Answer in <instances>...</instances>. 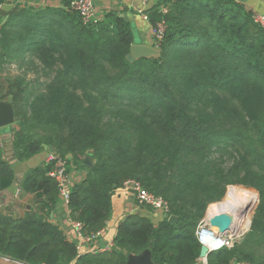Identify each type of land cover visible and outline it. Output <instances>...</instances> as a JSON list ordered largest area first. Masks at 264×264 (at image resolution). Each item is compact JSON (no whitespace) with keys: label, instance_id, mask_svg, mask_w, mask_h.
<instances>
[{"label":"trees","instance_id":"trees-1","mask_svg":"<svg viewBox=\"0 0 264 264\" xmlns=\"http://www.w3.org/2000/svg\"><path fill=\"white\" fill-rule=\"evenodd\" d=\"M71 1L63 0L67 13ZM162 6L166 15L160 7L149 15L152 25H167L159 58L133 63L126 60L133 34L117 17L83 25L71 13L64 24L44 27L16 22L24 15L17 11L0 28V68L33 58L43 73L5 81L0 100L13 98L18 121L7 148L1 143L0 192L15 180L10 162L51 146L55 157H71L67 173L70 165L87 170L67 202L84 237L103 230L111 198L127 181L162 197L177 221L154 225L129 216L112 250L80 254L49 221L60 199L51 161L20 185L37 213L15 218L0 211V256L26 264H126L148 250L153 264H195L198 223L234 187L256 197L249 231L231 249L208 254L207 264H264V28L235 0ZM87 151L92 168L82 163Z\"/></svg>","mask_w":264,"mask_h":264},{"label":"crops","instance_id":"crops-1","mask_svg":"<svg viewBox=\"0 0 264 264\" xmlns=\"http://www.w3.org/2000/svg\"><path fill=\"white\" fill-rule=\"evenodd\" d=\"M164 1L165 0H150L144 5L136 0H95V21L101 22L105 19H114L115 17L123 19L130 26L133 34V44L150 46L152 43V24L149 20V15L156 8L163 7L162 3ZM235 1L241 5L245 11L250 12L252 15L260 14L264 16V0ZM5 5H7V7L3 10V6ZM0 8L2 10V14H0V28L5 24H9L11 21L10 19L13 18L14 13L17 11H23L24 15L16 22H25V25H29L31 22L40 21L44 27H56L59 25L60 21L64 24L66 20L64 16L72 15L66 12L67 10L63 0H4ZM145 15L148 16V20L144 19ZM6 99L0 100V102H5ZM14 126H11V130L16 128ZM6 142L7 141L1 139L0 135V147H2V143V145L7 148ZM49 156L48 150L44 149L24 162H10L15 180L7 191L11 192L14 198L7 205L0 206L2 214L6 216L10 215L15 218H23L29 211H31L32 215L38 212V206L34 202L32 196L23 192L21 186L17 187V185H21L24 177L29 174L31 170L45 164ZM68 169L70 180L69 187L71 190L75 184L86 176L87 170L82 167L76 169L74 165H70ZM17 190H19V194L16 197ZM129 216L149 219L154 225L159 224L167 218L166 215L161 212H154L139 207L131 191L122 188L114 192L111 198V215L101 231L99 238L95 241L86 242L77 237L76 231L71 224L72 221L68 217L67 205L61 198L55 209L50 213L49 221L58 225L64 232L66 238L80 247L78 251L80 254H95L104 252L107 248L110 250L113 249L117 227L122 220ZM0 264L11 263L0 259Z\"/></svg>","mask_w":264,"mask_h":264},{"label":"built area","instance_id":"built-area-1","mask_svg":"<svg viewBox=\"0 0 264 264\" xmlns=\"http://www.w3.org/2000/svg\"><path fill=\"white\" fill-rule=\"evenodd\" d=\"M95 0H72L69 5V11L78 16L83 25H90L95 23ZM142 4H147L150 0H136ZM159 13L164 16L167 14V8L160 7ZM144 19L148 20V16H144ZM253 21L264 28V16L260 14L252 15ZM167 25L164 19H161L155 25L151 26L152 34V43L151 47L158 49L164 38ZM55 162V169L49 174L53 178L58 186L59 196L67 205L69 194H70V180L67 173V159L55 157L50 155L47 159V162ZM124 189L131 191L132 196L134 197L137 205L139 207H144L151 209L154 212H161L165 215H168V203L160 196H157L149 191H147L139 182L137 181H127L124 183ZM19 194V190L16 192V197ZM220 215V214H217ZM215 215V216H217ZM213 216V217H215ZM211 218L205 217L198 223L195 230V238L198 241L200 246H205L208 250V254L219 251L221 249H231L233 245L238 242L239 235L235 234L230 230H226L223 233L210 226L209 221ZM74 230L76 231L77 237L86 242H92L99 238L101 231L95 234L84 237L82 235V224L80 223H71ZM80 247L77 246L79 251ZM104 251H110V249H105ZM0 259L11 264H26L24 262L14 260L5 256H0ZM195 264H207V257L198 258ZM234 264H249L247 262H235Z\"/></svg>","mask_w":264,"mask_h":264},{"label":"water","instance_id":"water-1","mask_svg":"<svg viewBox=\"0 0 264 264\" xmlns=\"http://www.w3.org/2000/svg\"><path fill=\"white\" fill-rule=\"evenodd\" d=\"M7 7V5L3 6V10ZM160 56V51L151 46L141 45V44H133L130 47L129 53L126 55V60L129 63H133L135 60L140 58H156L158 59ZM18 121V116L16 112V108L13 103V98L9 96L5 102H0V135L3 141L9 140L12 136L11 134V126L15 125ZM47 150L50 155H54L53 148L51 146L47 147ZM67 160H71V157H67ZM16 162L12 161L11 163ZM82 163L88 167L92 168L95 165V160L93 159V152L87 151L84 158L82 159ZM17 185V187H19ZM14 195L4 190L0 192V206L7 205L12 199ZM168 222L173 224L177 221L175 216L166 215ZM210 226L215 227L219 233H223L229 229L231 224V218L228 215L220 214L209 221ZM250 228V226H249ZM248 228V229H249ZM208 250L205 246H201L200 248V258H204L208 256ZM126 264H153L151 260V255L148 250L144 251L139 255H129Z\"/></svg>","mask_w":264,"mask_h":264},{"label":"rangeland","instance_id":"rangeland-1","mask_svg":"<svg viewBox=\"0 0 264 264\" xmlns=\"http://www.w3.org/2000/svg\"><path fill=\"white\" fill-rule=\"evenodd\" d=\"M23 75H26L28 81H32L34 79H43V76H42L43 73L41 71V67L37 63V61H35L33 58L21 59L17 63H11V64L3 65L0 68V87L3 91V93H1L0 96H3L4 89H6V84H5L6 80L13 81L15 77H22ZM14 127H16V126H14ZM242 195H244V196L246 195L251 200L244 198ZM229 196H235L237 199H241L244 202L249 204V206L246 208L247 211L244 212L245 215L243 214L242 215L243 217H241L239 220L241 221V220L245 219L247 222H249V226H250L251 221H252V217L254 214V209H255V201H256L255 195L252 192L247 191L246 189L230 187L227 194H226L225 201L223 203H220V204L215 205L213 207L220 206V205L227 203ZM213 207H211V208H213ZM249 226H248V228H249ZM248 228L246 229L247 231L244 229L236 230L237 235L240 234L239 235L240 239L238 240V242L241 239H243L244 236L248 233V231H249Z\"/></svg>","mask_w":264,"mask_h":264},{"label":"bare ground","instance_id":"bare-ground-1","mask_svg":"<svg viewBox=\"0 0 264 264\" xmlns=\"http://www.w3.org/2000/svg\"><path fill=\"white\" fill-rule=\"evenodd\" d=\"M248 206L249 204L243 200L237 199L235 196H229L227 203L213 207L211 209L209 208L206 214L208 218H211L217 214L228 215L231 218V224L228 230L237 234L236 230H246L249 226V222H247L245 219L241 221L239 220L241 217H243L242 215L244 212L247 211L246 208Z\"/></svg>","mask_w":264,"mask_h":264}]
</instances>
